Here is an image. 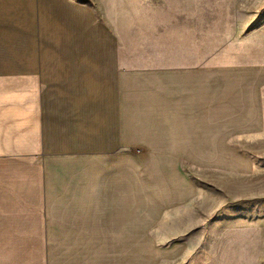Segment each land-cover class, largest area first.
Wrapping results in <instances>:
<instances>
[{
    "label": "crops",
    "instance_id": "1",
    "mask_svg": "<svg viewBox=\"0 0 264 264\" xmlns=\"http://www.w3.org/2000/svg\"><path fill=\"white\" fill-rule=\"evenodd\" d=\"M162 29L135 57L134 36L81 1L0 0V264H171L187 251L135 226V151L161 169L159 212L186 199L183 164L262 134L264 67L199 62L192 34Z\"/></svg>",
    "mask_w": 264,
    "mask_h": 264
},
{
    "label": "rangeland",
    "instance_id": "2",
    "mask_svg": "<svg viewBox=\"0 0 264 264\" xmlns=\"http://www.w3.org/2000/svg\"><path fill=\"white\" fill-rule=\"evenodd\" d=\"M77 1L123 38L134 36L135 57L157 27H179L199 43V62L264 67V0ZM238 144L242 150L214 152L207 159L210 153H197V165L183 164L193 194L166 204L163 212L162 202L151 197L159 192L153 184L159 185L161 169L149 164L148 153L135 151V226L153 223L151 233L162 243L174 239L187 248L171 264H264V129ZM241 159L251 168L235 164ZM148 194L150 199L140 200Z\"/></svg>",
    "mask_w": 264,
    "mask_h": 264
}]
</instances>
